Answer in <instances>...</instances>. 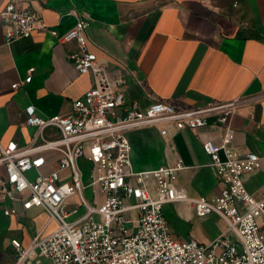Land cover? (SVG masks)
Listing matches in <instances>:
<instances>
[{
  "label": "crops",
  "instance_id": "0c3cea01",
  "mask_svg": "<svg viewBox=\"0 0 264 264\" xmlns=\"http://www.w3.org/2000/svg\"><path fill=\"white\" fill-rule=\"evenodd\" d=\"M41 14L60 33L79 18L89 21L86 34L92 50L107 65L110 77L126 79L128 102L146 107L156 99H179L189 106L216 100L250 98L231 120L232 145L260 157V166L245 176L246 188L264 195V0H0ZM76 40L60 41L36 30L7 42L0 16V143L27 145L37 136L28 125V107L43 116L69 114L74 101L94 85L92 72L80 73L68 54ZM32 70L30 82L13 88ZM121 114L122 108L116 109ZM224 129L213 116L210 124L178 129L174 123L126 131L132 146V166L146 171L181 162L175 184L185 199L168 203L165 215L172 236L209 243L228 229L217 212L201 216L196 199H215L222 191L203 148L205 140L220 144ZM48 138L57 136L47 129ZM1 155V150H0ZM53 162L56 152H47ZM48 163L43 171H49ZM5 168L0 164V179ZM45 210L35 207L25 216H8L0 202V264H13V240L25 245L40 231L55 227ZM47 224V226H46Z\"/></svg>",
  "mask_w": 264,
  "mask_h": 264
},
{
  "label": "built area",
  "instance_id": "2783aa9c",
  "mask_svg": "<svg viewBox=\"0 0 264 264\" xmlns=\"http://www.w3.org/2000/svg\"><path fill=\"white\" fill-rule=\"evenodd\" d=\"M0 16L8 43L36 30L49 31L60 41L76 40L78 47L68 54L69 60L80 73L94 75V85L74 101L69 114L43 117L34 105L28 107L26 123L38 129L31 143H0L4 213L25 216L38 207L47 212V224L55 223L26 245L13 240V264H36L39 257L50 264H264V195L256 197L245 185V176L260 166V157L232 145L230 123L250 98L216 100L200 107L179 99H156L141 107L138 101H127L126 79L110 77L107 65L92 50L87 19L79 18L73 28L60 33L37 11L14 2ZM31 79L30 69L12 87ZM117 108H122L121 114ZM213 116L224 129L223 140L220 144L205 140L203 148L222 191L213 200L196 199V207L201 216L222 215L228 229L209 243L196 238L180 241L172 236L164 210L168 203L185 199L175 184L184 165L134 170L126 131L167 123L195 129L210 124ZM47 129L58 135L48 138ZM50 151L58 153L55 166L47 158ZM48 163L51 169L43 171ZM83 164L90 166L87 181ZM87 188L93 202L85 196Z\"/></svg>",
  "mask_w": 264,
  "mask_h": 264
},
{
  "label": "rangeland",
  "instance_id": "374dc122",
  "mask_svg": "<svg viewBox=\"0 0 264 264\" xmlns=\"http://www.w3.org/2000/svg\"><path fill=\"white\" fill-rule=\"evenodd\" d=\"M82 169H83V173H84V180L87 181L89 178L90 166L87 164H83ZM85 196L90 202H93L94 197H93L92 190L90 188H87L85 190ZM74 200H75V198H74ZM35 263L36 264H50V260L45 258V257H39V258L35 259Z\"/></svg>",
  "mask_w": 264,
  "mask_h": 264
}]
</instances>
